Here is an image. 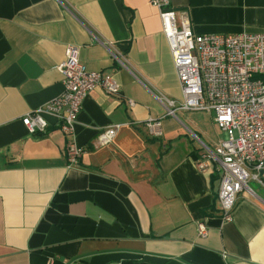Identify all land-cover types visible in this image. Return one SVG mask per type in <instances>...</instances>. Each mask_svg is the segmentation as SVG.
I'll return each mask as SVG.
<instances>
[{
	"label": "crops",
	"instance_id": "obj_1",
	"mask_svg": "<svg viewBox=\"0 0 264 264\" xmlns=\"http://www.w3.org/2000/svg\"><path fill=\"white\" fill-rule=\"evenodd\" d=\"M169 9L194 35H264V0H170ZM68 45L119 86L83 99L73 129L82 152L70 167L53 116L43 115L42 133L21 123L62 93ZM181 96L150 0H0V264H264V173L223 223L217 166L196 168L223 135L209 111L167 116ZM147 119L160 120L159 137Z\"/></svg>",
	"mask_w": 264,
	"mask_h": 264
},
{
	"label": "built area",
	"instance_id": "obj_2",
	"mask_svg": "<svg viewBox=\"0 0 264 264\" xmlns=\"http://www.w3.org/2000/svg\"><path fill=\"white\" fill-rule=\"evenodd\" d=\"M150 4L158 12L182 95L179 103L168 102L166 115L174 116L176 111L213 114L223 138L213 150L205 149L196 168L202 172L209 163L217 166L220 218L231 223L237 196L244 190L252 193L248 183L261 184L264 173V35H194L186 14L169 9L170 0H150ZM58 71L62 93L25 114L21 123L29 134L42 133L47 128L43 115L53 116L66 139L64 158L70 167L77 164L82 152L74 141L73 129L83 99L97 87L117 94L119 86L108 75L88 71L73 45L65 47ZM127 105L134 103L127 101ZM142 125L151 136L161 135L159 119H147ZM117 128L101 131L97 145L109 144ZM196 228L199 237L206 236L203 222Z\"/></svg>",
	"mask_w": 264,
	"mask_h": 264
}]
</instances>
